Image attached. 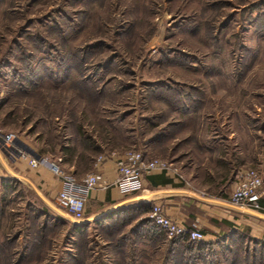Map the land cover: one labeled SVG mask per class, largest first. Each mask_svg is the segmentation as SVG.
Instances as JSON below:
<instances>
[{
    "label": "rangeland",
    "instance_id": "obj_1",
    "mask_svg": "<svg viewBox=\"0 0 264 264\" xmlns=\"http://www.w3.org/2000/svg\"><path fill=\"white\" fill-rule=\"evenodd\" d=\"M129 150L172 181L144 176L142 194H168L87 223L44 202L20 157L59 190L46 157L79 182ZM249 168L264 171V0H0V264H193L152 203L221 218ZM97 211L87 199L85 217ZM228 248L198 263L230 264Z\"/></svg>",
    "mask_w": 264,
    "mask_h": 264
},
{
    "label": "crops",
    "instance_id": "obj_2",
    "mask_svg": "<svg viewBox=\"0 0 264 264\" xmlns=\"http://www.w3.org/2000/svg\"><path fill=\"white\" fill-rule=\"evenodd\" d=\"M115 158L116 156L111 155L108 159H102L99 164H94L93 171L99 172L102 182L100 186L92 190L88 197V199H91L97 206V213L119 204L118 207L109 212L112 213L110 214L111 216L116 215L115 210L117 209L126 208L138 200L143 201V199H134L135 196L129 197L123 195L119 192L118 188L115 187V180L117 177ZM25 166L30 169L27 175L29 181L43 196L45 195L53 201L58 191L57 179L50 178L44 168L33 169L34 167L28 166L27 160ZM149 176H152L155 182L151 181V179L149 180ZM166 178L168 177L165 174L155 172L146 176L144 181L153 188H162L170 186L172 183L171 181L170 183L161 184L160 182ZM163 191H166V193H161ZM150 193L152 194L150 198L154 199L155 197L157 198V196L168 194V189ZM150 193L147 194L149 195ZM159 201H163L165 211L169 216L182 220L186 225H190V227L200 229L204 234L203 240L186 242L189 247L186 249L187 251L185 250L186 253L184 254L183 261L187 260L188 262L194 258L193 264H199L198 262L202 260L201 254H203L204 257L206 256L205 260L209 259V257L216 259V257L223 258V256H225L226 258L227 253L221 251V247L229 246L227 250L229 255L227 257L230 264H264V225L259 223V220L264 223V217L256 216L250 213V210H242L219 201L217 202L221 203V206L231 209L221 218L211 216L207 212H198L197 210L186 211V204L175 198H168L165 200H161L160 198ZM206 201L210 200L207 199ZM261 204L264 205V200L261 201ZM262 215L264 216V214ZM91 217L92 216L86 217V219ZM234 217L236 219H234ZM241 218L244 219V221L241 220ZM245 220L249 223H246ZM217 236L221 237L219 242L216 241ZM215 247H218V249L216 250ZM209 248H212L216 252L209 255Z\"/></svg>",
    "mask_w": 264,
    "mask_h": 264
},
{
    "label": "built area",
    "instance_id": "obj_3",
    "mask_svg": "<svg viewBox=\"0 0 264 264\" xmlns=\"http://www.w3.org/2000/svg\"><path fill=\"white\" fill-rule=\"evenodd\" d=\"M6 139L13 140L12 135ZM20 157L27 160L28 166L36 167L38 160L29 155L20 154ZM45 159V158H44ZM50 172L61 182V188L53 198L55 208L62 212L61 215L74 221H83L85 217V207L87 199L95 188L100 186L102 180L98 171L87 173L79 182L71 176L65 174L62 164L63 159L60 154L46 157ZM101 160H98V164ZM116 180L115 187L123 195H131L140 191L142 196V180L155 172L163 173L167 170L164 161L153 159L145 162L140 152L129 150L118 154L115 158ZM194 197H199L190 193ZM143 197V196H142ZM151 197V196H149ZM145 198L143 201L149 200ZM264 171L261 173L257 169H244L237 173L236 184L231 190L227 203L242 210H251L264 214ZM59 213V212H58ZM150 218L156 226L164 231L168 238L183 237L186 240H203V232L196 228L187 226L182 220L169 216L158 203L153 202L150 209Z\"/></svg>",
    "mask_w": 264,
    "mask_h": 264
},
{
    "label": "water",
    "instance_id": "obj_4",
    "mask_svg": "<svg viewBox=\"0 0 264 264\" xmlns=\"http://www.w3.org/2000/svg\"><path fill=\"white\" fill-rule=\"evenodd\" d=\"M15 143L20 145L24 150L28 151L27 147H25L23 144L19 143V141L15 140ZM27 182L30 184V186L34 189V191L39 195V197L44 201L46 202L49 206H51L52 208H54V206L38 191V189L29 181L27 180ZM134 199H144V197L142 196H135ZM119 204H116V205H113L109 208H106L102 211H100L99 213H97L96 215L92 216L91 218L89 219H85L83 221H81L80 223H87L89 220H95L97 218H100L104 215H106L107 213L113 211L116 207H118ZM57 212L61 213L62 212L60 210H58L57 208H54ZM250 213L256 215V216H259V217H264L262 214L258 213V212H254V211H251L250 210Z\"/></svg>",
    "mask_w": 264,
    "mask_h": 264
},
{
    "label": "trees",
    "instance_id": "obj_5",
    "mask_svg": "<svg viewBox=\"0 0 264 264\" xmlns=\"http://www.w3.org/2000/svg\"><path fill=\"white\" fill-rule=\"evenodd\" d=\"M149 177H150L149 180L151 179V181L155 182V180L153 179L152 176H149ZM170 182H171V180L169 178H166V179L162 180L160 183L161 184H166V183H170Z\"/></svg>",
    "mask_w": 264,
    "mask_h": 264
},
{
    "label": "bare ground",
    "instance_id": "obj_6",
    "mask_svg": "<svg viewBox=\"0 0 264 264\" xmlns=\"http://www.w3.org/2000/svg\"><path fill=\"white\" fill-rule=\"evenodd\" d=\"M7 167V166H6ZM147 193H150L149 191H147V190H144V193H143V197L144 198H148L149 196H152V194L150 193L149 195L147 194Z\"/></svg>",
    "mask_w": 264,
    "mask_h": 264
}]
</instances>
